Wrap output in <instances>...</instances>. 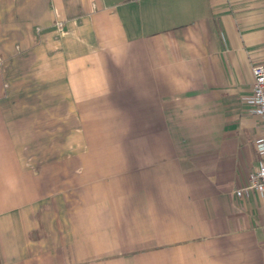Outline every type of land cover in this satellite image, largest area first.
Here are the masks:
<instances>
[{"label":"crops","instance_id":"obj_1","mask_svg":"<svg viewBox=\"0 0 264 264\" xmlns=\"http://www.w3.org/2000/svg\"><path fill=\"white\" fill-rule=\"evenodd\" d=\"M254 64L264 0H0V264H264Z\"/></svg>","mask_w":264,"mask_h":264},{"label":"built area","instance_id":"obj_2","mask_svg":"<svg viewBox=\"0 0 264 264\" xmlns=\"http://www.w3.org/2000/svg\"><path fill=\"white\" fill-rule=\"evenodd\" d=\"M61 28V24H56ZM253 78L251 94L245 99L249 106V112L257 116L260 121L261 136L256 140V150L259 155V161L255 170L248 176L246 192L252 191L259 195L264 194V66L254 64L251 66ZM245 191V190H244ZM244 192L237 191L236 195L240 196Z\"/></svg>","mask_w":264,"mask_h":264}]
</instances>
